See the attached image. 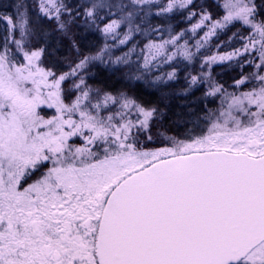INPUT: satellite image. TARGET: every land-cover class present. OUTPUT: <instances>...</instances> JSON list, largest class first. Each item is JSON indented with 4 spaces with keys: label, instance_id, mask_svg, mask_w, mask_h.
<instances>
[{
    "label": "snow or ice",
    "instance_id": "1",
    "mask_svg": "<svg viewBox=\"0 0 264 264\" xmlns=\"http://www.w3.org/2000/svg\"><path fill=\"white\" fill-rule=\"evenodd\" d=\"M0 7V264H264V0Z\"/></svg>",
    "mask_w": 264,
    "mask_h": 264
},
{
    "label": "trees",
    "instance_id": "2",
    "mask_svg": "<svg viewBox=\"0 0 264 264\" xmlns=\"http://www.w3.org/2000/svg\"><path fill=\"white\" fill-rule=\"evenodd\" d=\"M14 2V0H0V6L2 5H10ZM29 3H31V0H28ZM0 11H5V12H11L13 11L11 8H3L0 7ZM4 27L3 23L0 22V29H2ZM237 27H239V25H237ZM235 28H229L227 31L222 32L221 34H219L218 37L213 38L209 44L208 47H206L207 50L209 51H213L215 50V45L220 43L221 41H227L228 37L232 34L233 31H235ZM84 44L86 45H93L95 47H99L102 46L103 44V39L102 37L98 34V33H88L84 38H83ZM136 41V39L134 40V42ZM240 45L238 43H232L231 44V48H236L239 47ZM222 49H229V47H222ZM122 51L120 50H116L113 51V54L116 53L117 55H119ZM68 55H71L70 53H65ZM194 66V64L191 66V68ZM189 68L187 66L182 67L179 71V82L175 85V87H181L184 86V71ZM226 68V65H214L212 68V74L214 77H216L219 80L225 81L228 80L229 77L231 75H233V72L235 71V69L230 70V71H224L223 69ZM62 70L67 71V68H63ZM248 69H246L247 71ZM97 72H98V78L99 79H103L106 80L108 83L112 84L114 87L116 88H120L122 85H124L126 82L123 80H119L116 78H110L109 74L103 69V68H97ZM189 72V70H188ZM197 73V66L195 65L194 69H193V75H195ZM219 74V75H217ZM133 90L136 92V94L138 95V97L146 100V101H154L157 98V93L146 87L143 82L137 81L134 82L132 84ZM204 91V86L200 85L196 88H194L192 90V92L190 93V95L187 97L188 100H194L195 98L201 97L202 92ZM184 99V97H172L170 100V106L167 112V115L164 117V123L168 124L170 120L175 118V113L176 111L179 109L181 112H186V110L184 108H182L179 104V101ZM203 101H197L196 103L190 105V107H192L193 109H195L197 112L199 110V108L202 106ZM210 107L212 106L211 104L209 105ZM161 107H163V105H161Z\"/></svg>",
    "mask_w": 264,
    "mask_h": 264
},
{
    "label": "rangeland",
    "instance_id": "3",
    "mask_svg": "<svg viewBox=\"0 0 264 264\" xmlns=\"http://www.w3.org/2000/svg\"><path fill=\"white\" fill-rule=\"evenodd\" d=\"M193 23H195V21H193ZM179 27L187 28V27H189V25H188L187 23H180V24H179ZM177 30H179V29L177 28ZM205 30H207V29H205ZM202 34H203V33H200V35H202ZM191 37H192V33L189 32V33H188V36L186 37V39H189V38H191ZM198 38H199L198 36L195 37V39H198ZM135 39H136V41H135V42L133 41V43H138V42H141V41L143 40V37L137 35ZM195 39H192L191 42L194 43V42H195ZM131 46H132V45L129 44L127 47H121V48H119V50L122 51V52H125V51H127L128 48L131 47ZM208 46H209V45H208ZM208 46H207V47H208ZM141 47H142V44H141ZM228 50H230V49H222V48L220 49L221 52L228 51ZM113 51H116V50H113ZM137 51H139V48L137 49ZM215 51H216V49L213 50V51H209V50H207L206 48H205V49H202L201 52H200V55L194 60V62H193L194 66H193L192 68H191V66H192L193 64H191V65H187L185 62H183V61L181 60V61H180V69H181L182 67L185 68V66H187V67H189V68H187V69L184 71V75H185L186 72H188V70H189V72H190L191 74H193V69H194V67H195V65H196V66H197V73H196V74H198V73L201 71V67H200V64H201V58H202L203 56L212 55ZM122 52H121V53H122ZM121 53H120L119 55H121ZM113 56H117V54L114 53ZM133 59H135V56L133 57ZM162 70H163V71H167V70H169V69L165 67V68H162ZM203 71H208V69H207V68H204ZM157 74H158V73H157ZM196 74H195V75H196Z\"/></svg>",
    "mask_w": 264,
    "mask_h": 264
}]
</instances>
